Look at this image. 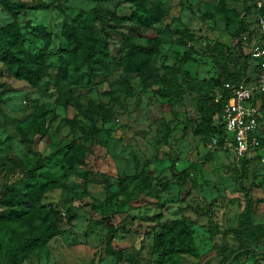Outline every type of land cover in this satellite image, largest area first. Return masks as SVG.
<instances>
[{
  "label": "rangeland",
  "instance_id": "1",
  "mask_svg": "<svg viewBox=\"0 0 264 264\" xmlns=\"http://www.w3.org/2000/svg\"><path fill=\"white\" fill-rule=\"evenodd\" d=\"M11 2L0 3V35L33 81L0 62V264H264V143L245 159L217 148L197 94L164 93L185 53L181 69L196 82L219 75L209 45L241 63L232 34L241 20L254 29L249 53L253 0ZM149 15L158 21L141 22ZM70 32L91 39L92 53L72 50ZM261 120L264 139V111ZM249 199L253 226L240 238ZM181 219L195 253L177 252L184 239L169 226ZM44 229V243L25 246Z\"/></svg>",
  "mask_w": 264,
  "mask_h": 264
},
{
  "label": "trees",
  "instance_id": "2",
  "mask_svg": "<svg viewBox=\"0 0 264 264\" xmlns=\"http://www.w3.org/2000/svg\"><path fill=\"white\" fill-rule=\"evenodd\" d=\"M6 8L9 10L12 9L13 3L11 0H0ZM262 11V9H261ZM257 11H254V23L256 19ZM261 15L264 16V8L263 13ZM153 19L155 22L158 21V18L155 15H149L148 18L141 20V22L148 24V19ZM12 24L11 26H13ZM10 26V27H11ZM250 25L247 24L246 21L241 20L238 28L232 34V37L236 40L234 49L237 52V56L241 59V63H234L231 59L232 53L228 50L224 45L214 43L213 45L208 46V54L212 59L213 64L218 68L219 75L212 80H203L201 82H196L189 77V75L181 69V66L185 64L187 60L186 53L182 56L180 60L179 67H170L165 72V81H164V93L166 96L173 97L177 101H180L181 95L184 90H188L190 92L197 94V110L199 113V121L200 123L208 130L209 137L211 142L213 139H217V148L222 149H232V147H227L226 140L224 138V132L222 124L220 123L219 117L222 114V110L224 104L227 102L230 92L224 88L225 83L231 84H239L244 82L248 85H252L249 82V78L246 74L249 69V62L252 61L251 53L243 52V44L245 42L251 41V32L254 29H250ZM257 32V31H256ZM184 34L187 37V44L193 42L194 37L189 33L187 29L184 30ZM6 38H11L12 40H16L18 38V32L8 31V29L4 32ZM246 38L245 40L243 38ZM9 40V39H8ZM69 40L72 44V50H78L79 48L83 50H87L89 53H92L94 49V44L90 43L88 37L84 35H80L78 33H69ZM93 42L101 45L99 46L100 50L104 51L105 47L101 42H98L97 39H93ZM254 61V60H253ZM0 62H6L9 66L15 67V74L18 76L25 77L30 82L33 81V73L30 69L26 68L20 61V59L13 56L7 46L6 39L0 35ZM256 73L259 72V66L255 65ZM136 72L141 76L145 75V62L139 63ZM149 72L148 75H151ZM257 81V79H256ZM256 85V84H255ZM254 85V86H255ZM257 99L260 101V111H264V96L258 95ZM263 128V122L260 118V126H259V147L264 143V139L261 136V131ZM246 155L241 159H245ZM171 172L174 176H177L178 179H185L186 173L184 171L178 172L172 166ZM24 196L17 195L14 197L15 202H23ZM29 199L32 200L31 197ZM253 214H254V203L252 199H249L247 202V207L245 213L243 214L242 221L239 226L233 230L234 234L238 237L242 238L244 236L243 231H248L252 228L253 223ZM19 215H16L18 217ZM187 220H178L174 221L170 224L169 230L174 232L177 236L183 237L182 240L183 245L177 247L178 253H195L196 248L194 245L190 243L188 239V225ZM52 233L47 232L46 229L42 230L38 235L33 236L30 239L25 241L26 245H34L37 242L44 243ZM185 240L190 244H187ZM247 251V250H246ZM252 257H255L254 251H247Z\"/></svg>",
  "mask_w": 264,
  "mask_h": 264
},
{
  "label": "built area",
  "instance_id": "3",
  "mask_svg": "<svg viewBox=\"0 0 264 264\" xmlns=\"http://www.w3.org/2000/svg\"><path fill=\"white\" fill-rule=\"evenodd\" d=\"M253 6L257 11L255 24L258 39L253 42L249 52L259 66V80L255 86L244 82L225 83L224 88L230 92V96L219 117L226 144L232 147L231 150L238 158L244 157L259 147L261 111L257 96H264V16L260 13L263 6L262 0H253ZM228 135H231L230 140ZM212 143L217 144V139H213Z\"/></svg>",
  "mask_w": 264,
  "mask_h": 264
}]
</instances>
